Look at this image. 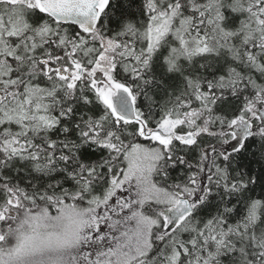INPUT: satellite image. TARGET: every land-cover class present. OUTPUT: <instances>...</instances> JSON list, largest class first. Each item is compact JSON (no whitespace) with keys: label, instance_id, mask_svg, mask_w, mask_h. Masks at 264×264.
I'll list each match as a JSON object with an SVG mask.
<instances>
[{"label":"snow or ice","instance_id":"6c2138e0","mask_svg":"<svg viewBox=\"0 0 264 264\" xmlns=\"http://www.w3.org/2000/svg\"><path fill=\"white\" fill-rule=\"evenodd\" d=\"M0 264H264V0H0Z\"/></svg>","mask_w":264,"mask_h":264}]
</instances>
